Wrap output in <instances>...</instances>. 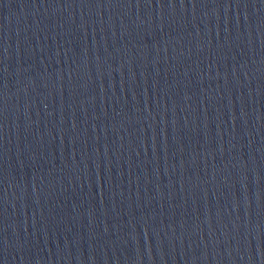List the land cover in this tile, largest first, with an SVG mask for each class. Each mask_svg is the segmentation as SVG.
<instances>
[{
    "label": "water",
    "instance_id": "95a60500",
    "mask_svg": "<svg viewBox=\"0 0 264 264\" xmlns=\"http://www.w3.org/2000/svg\"><path fill=\"white\" fill-rule=\"evenodd\" d=\"M0 264H264V0H0Z\"/></svg>",
    "mask_w": 264,
    "mask_h": 264
}]
</instances>
